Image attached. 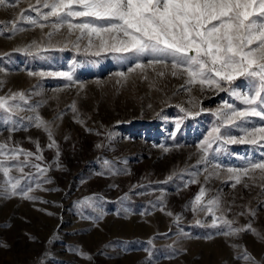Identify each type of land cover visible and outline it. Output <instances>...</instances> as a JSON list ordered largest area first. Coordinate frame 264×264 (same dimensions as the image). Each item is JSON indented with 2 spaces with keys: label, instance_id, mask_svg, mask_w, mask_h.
Here are the masks:
<instances>
[{
  "label": "rangeland",
  "instance_id": "1",
  "mask_svg": "<svg viewBox=\"0 0 264 264\" xmlns=\"http://www.w3.org/2000/svg\"><path fill=\"white\" fill-rule=\"evenodd\" d=\"M34 3L0 7V97L25 94L10 101L20 105L15 115L0 110V143L42 156L20 157L30 175L13 168L10 175L21 181L17 195L0 173V264H264V177L257 170L254 180L243 177L232 188L227 172L264 159V145L227 142L262 126L259 117L225 122L227 105L247 107L232 90L250 94L255 82L240 77L225 91L199 85L188 91L184 78L161 65L129 73L136 61L95 55L94 38L89 47L90 37L68 36L65 28L49 39L50 26L21 20L22 11L39 19L29 9ZM13 20L24 30L13 32ZM33 41L39 47L30 54L17 51ZM60 72H70L72 81L53 75ZM37 115L49 123L56 147L28 119ZM214 128L221 139L201 163L200 146ZM29 188L34 199L20 194ZM201 188L205 203L220 197L231 228L251 224L255 231L224 235L230 227L216 219L220 211L216 217L193 211ZM245 251L253 259H243Z\"/></svg>",
  "mask_w": 264,
  "mask_h": 264
},
{
  "label": "snow or ice",
  "instance_id": "2",
  "mask_svg": "<svg viewBox=\"0 0 264 264\" xmlns=\"http://www.w3.org/2000/svg\"><path fill=\"white\" fill-rule=\"evenodd\" d=\"M19 2L20 0H0V7H16ZM29 9L39 19L26 16L23 11L19 13V18L41 29L50 26L52 32L47 33L49 39L65 28L68 36L78 33L77 39L90 37L89 47L93 46L91 38H94L97 42L95 55H100L101 52L118 53L136 61L134 67L128 69L129 73L137 70L143 72L146 67L161 65L171 76L184 78L181 87H187L188 91L195 85H199L201 90L225 91L240 77L255 82L256 86L250 94L232 90L236 99L247 107L238 110L227 105L231 111L225 114V122L233 124L259 117L262 126L246 130L243 137L231 138L227 142L264 145V0H35L34 4L29 5ZM77 18L80 22L74 23L73 20ZM40 20L50 23H40ZM9 23L12 24L13 32L24 30L16 27L15 20ZM38 47L33 41L26 48L17 51L30 54L31 49ZM144 58H147L146 63L140 62ZM53 75L64 77L68 81L73 79L70 72ZM118 75L124 77L126 74L121 72ZM157 75L163 77L165 71H160ZM144 78L147 79V76ZM17 98L23 101L25 94L18 92L9 97H0V110L15 115L13 110H19L20 105L10 101ZM7 119L11 120L12 115ZM28 119H34V126L47 133L50 140L47 146L56 147L49 123L39 115ZM212 133L209 134L212 139L200 146L203 153L201 163L206 161L213 143L221 139L219 128H214ZM21 156L42 159V156L31 151L10 147L7 141L0 143V173L7 178L4 183L13 196L18 194L17 189L21 183L19 178L10 175L13 168L24 177L30 175L24 171L29 161L21 160ZM10 161L15 162L11 167ZM31 167L41 173L47 170L35 163ZM257 170L264 177V159L249 162L244 168H228L227 172L231 174L228 179L233 181L231 187L236 188L241 184L243 177L254 180L252 174ZM212 174L218 175L210 173ZM244 186L250 185L244 183ZM261 187L264 188V184ZM31 190L20 189V194L27 199H34L28 195ZM205 196L206 190L201 188L192 202V210L206 212L213 217L220 211L222 215L216 219L223 220L230 227V231L223 233L224 235L255 231L251 224L245 228H231L233 222L224 218L220 197L217 195L205 203ZM167 214L173 215L171 212ZM176 219L179 220V217ZM242 258L253 259L246 251ZM253 264H256L254 259Z\"/></svg>",
  "mask_w": 264,
  "mask_h": 264
}]
</instances>
